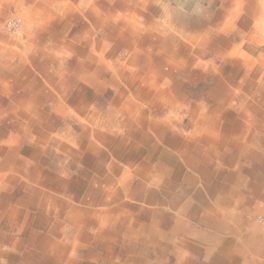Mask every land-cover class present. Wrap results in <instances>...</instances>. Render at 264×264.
Instances as JSON below:
<instances>
[{
    "label": "crops",
    "instance_id": "1",
    "mask_svg": "<svg viewBox=\"0 0 264 264\" xmlns=\"http://www.w3.org/2000/svg\"><path fill=\"white\" fill-rule=\"evenodd\" d=\"M22 1L25 43L0 7V264L264 263V0Z\"/></svg>",
    "mask_w": 264,
    "mask_h": 264
},
{
    "label": "rangeland",
    "instance_id": "2",
    "mask_svg": "<svg viewBox=\"0 0 264 264\" xmlns=\"http://www.w3.org/2000/svg\"><path fill=\"white\" fill-rule=\"evenodd\" d=\"M54 1H57V0H54ZM60 1L63 4H69V5L72 6V8L74 9L73 15L80 16L81 10L85 9V8H82L78 2H73L72 0H60ZM117 1H121V0H117ZM100 2L101 3H103V2L106 3L105 0H101ZM162 3H167V1H163ZM24 4L25 3L22 0H17V1H12L10 3H3L2 5H0L1 9H3V8L4 9H19L17 12H15L13 14H6L5 15L6 18L2 22L1 32L6 34V36L9 37V38L18 39L21 43H25L24 40L26 39V34H27V31L25 29L24 20H23V17H22V13L25 12V11H31V9H25ZM125 8H127V7H125ZM125 8H122V9H125ZM66 10L67 9H65V10L63 9V13H61V10L57 9V11L54 12V15H55L54 19L55 20L58 19L59 16H61V14H64V12ZM17 20L21 21V23H19L18 26L15 25ZM82 22L83 23L84 22L88 23L89 21H88V19L83 18ZM34 26L32 28H34ZM70 36L73 37L72 34ZM102 40L104 41V39H102ZM115 46H116L115 42H113V46L110 43L107 44V46H106L107 53L112 51V49H114ZM21 49H22L21 52L27 50V48L25 46L21 47ZM129 56H130L129 54L126 55V57L128 59H129ZM125 62H127V61H125ZM130 67L131 66H129V69H130ZM208 92H209V89L204 84V81H198L197 86L194 85V86H192L190 88L188 86H186L183 89V93L188 97V103H192V104L200 103V96H201V97L205 98V100H203L202 102H204L206 106L211 108L213 103H215V102H213L209 98ZM55 93H57V92L55 91ZM113 94H114V92H113ZM260 215L264 216V213H261V212L257 213L256 212V214H254V215L247 216L246 220L248 222H250V224L252 223L253 225H257L258 226L260 223L257 220H255L254 217H256V219H257V217L260 216ZM258 252H259V250L257 248L256 243L255 242L249 243L248 246H247V249L245 248L243 253H242L241 264H264L263 262H261V260L257 256Z\"/></svg>",
    "mask_w": 264,
    "mask_h": 264
},
{
    "label": "built area",
    "instance_id": "3",
    "mask_svg": "<svg viewBox=\"0 0 264 264\" xmlns=\"http://www.w3.org/2000/svg\"><path fill=\"white\" fill-rule=\"evenodd\" d=\"M19 23H21V21L20 20H17V22L15 23V25H19ZM257 221L263 226V228H264V216H258L257 217Z\"/></svg>",
    "mask_w": 264,
    "mask_h": 264
},
{
    "label": "bare ground",
    "instance_id": "4",
    "mask_svg": "<svg viewBox=\"0 0 264 264\" xmlns=\"http://www.w3.org/2000/svg\"><path fill=\"white\" fill-rule=\"evenodd\" d=\"M208 2V1H207ZM217 2H218V0H217ZM216 3V2H215ZM217 4V3H216ZM216 4H215V6H216ZM208 5H209V3H208ZM218 11V10H217ZM206 18V17H205ZM245 28V26H242V28ZM250 36V35H249ZM216 46V45H215ZM216 48V47H215ZM213 50V49H212ZM233 63V62H232ZM195 65H197V64H195ZM232 65V64H231ZM168 68V67H167ZM224 69V68H223ZM168 70V69H167ZM184 74V73H183ZM175 76V75H174ZM219 85V84H218ZM221 88V87H220ZM17 91V90H16ZM216 91H218V90H216ZM150 96V95H149ZM177 97V96H176ZM151 98V97H150ZM229 100V99H228ZM229 102H231V101H229ZM231 105V104H230ZM225 106H227V105H225ZM229 106V105H228ZM233 111V110H232ZM236 113V112H235ZM10 164V163H9Z\"/></svg>",
    "mask_w": 264,
    "mask_h": 264
}]
</instances>
